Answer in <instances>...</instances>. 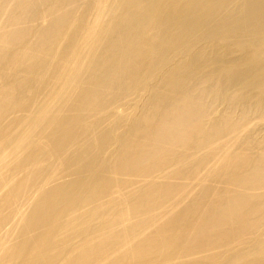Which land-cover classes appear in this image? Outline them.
Instances as JSON below:
<instances>
[{
	"label": "bare ground",
	"instance_id": "bare-ground-1",
	"mask_svg": "<svg viewBox=\"0 0 264 264\" xmlns=\"http://www.w3.org/2000/svg\"><path fill=\"white\" fill-rule=\"evenodd\" d=\"M0 264H264V0H0Z\"/></svg>",
	"mask_w": 264,
	"mask_h": 264
}]
</instances>
